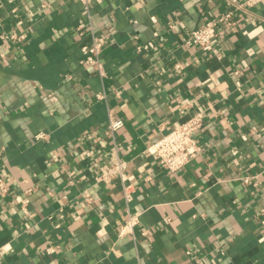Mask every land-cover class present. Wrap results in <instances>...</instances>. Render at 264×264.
Here are the masks:
<instances>
[{"label":"crops","instance_id":"1","mask_svg":"<svg viewBox=\"0 0 264 264\" xmlns=\"http://www.w3.org/2000/svg\"><path fill=\"white\" fill-rule=\"evenodd\" d=\"M229 2L91 0L88 16L78 0H0V264H264V0L216 52L185 42ZM198 111L200 152L165 170L150 146Z\"/></svg>","mask_w":264,"mask_h":264},{"label":"built area","instance_id":"2","mask_svg":"<svg viewBox=\"0 0 264 264\" xmlns=\"http://www.w3.org/2000/svg\"><path fill=\"white\" fill-rule=\"evenodd\" d=\"M86 15L89 16L90 2L91 0H78ZM260 0H244L238 3L236 0H230L231 7L221 14L211 17L192 29L185 42L188 45L195 46L203 51L216 52V48L213 44L214 40L218 36L220 29L224 26H231L233 23L234 13L238 9H244L245 6H252ZM76 30L79 34H84V24H78ZM12 35H10L11 37ZM14 36V35H13ZM89 41L82 46V50L85 53V62L90 65H96L101 72V63L99 61V53L101 52L104 44L103 37L95 33V31L89 27L88 32ZM172 69L175 72H180L182 66L179 62L173 64ZM233 75L238 77L235 80V86L237 89L241 87V81L239 80L240 69L234 68ZM97 98L103 97L102 94H96ZM124 125L122 117L117 116L113 111L107 113V130L110 133H114ZM203 125V113L201 111L193 113L185 121L175 123L174 126L165 134H163L157 141H155L149 148L150 153L159 165L169 172H175L185 165L191 158L196 156L200 152V146L196 140V131ZM37 137H44L45 134L40 132ZM87 152H82V156ZM126 169L127 163L124 159L116 157L109 168V173L116 174L122 181V193L126 201L132 197V185L126 183ZM244 182L249 181V177H244ZM7 190V182L3 176H0V193H5ZM25 201H23L24 203ZM24 209V208H23ZM24 213L27 210L24 209ZM138 222L137 215H129V218L125 225L122 226V231L125 229H132V227ZM148 230H143L142 235L148 234ZM55 247L49 245L46 251L52 252ZM162 264H171L165 262Z\"/></svg>","mask_w":264,"mask_h":264}]
</instances>
